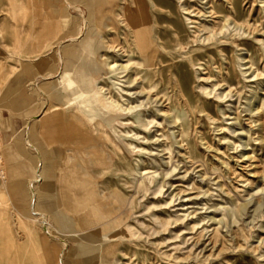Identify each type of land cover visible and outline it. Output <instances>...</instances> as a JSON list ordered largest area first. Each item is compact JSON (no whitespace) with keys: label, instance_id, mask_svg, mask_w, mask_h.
<instances>
[{"label":"rangeland","instance_id":"374dc122","mask_svg":"<svg viewBox=\"0 0 264 264\" xmlns=\"http://www.w3.org/2000/svg\"><path fill=\"white\" fill-rule=\"evenodd\" d=\"M51 1L0 0V112L2 115L3 108H14L17 127L13 137H6L7 132L1 130L7 179L0 182V188L5 189L8 199L1 205L6 214L0 218V264H51L40 239L39 225L31 211L35 146L39 138L33 121L32 128L27 131L24 122L27 116L22 114L13 99L22 85L21 81L29 77L26 83L28 96L40 98L39 104L44 100L57 102L51 90L45 88V84L58 79L60 71L57 69L61 65L53 46L63 33L53 40L52 34L46 31V26L59 18ZM73 1L87 15L89 0ZM154 1L162 37L158 67L163 80L159 87L166 86L165 92L171 97L169 102L180 107L173 87L177 77L182 89L180 99L190 103L191 108L183 103L191 111L184 110L185 119L182 121L186 130L184 140L190 153L183 155L185 150L178 144L174 145L171 153L163 150L160 142L165 144L169 140L156 138L160 131L172 130L171 125L154 106L145 109L146 115H155L163 124L155 123L150 131L132 126L136 131L139 129L141 137L146 136L149 140L126 138L132 144L131 152L120 143L123 153H113L117 171L125 177L117 184L126 194H131L132 201L128 233L125 234L131 241L125 239L119 246L120 251H115L114 258L131 260L129 264H264V189H257L264 188V0H231V4L227 0H211L219 15L228 14L230 21L249 26L251 32L236 37L226 32L223 41L208 44L195 41L198 34L195 24L184 26L180 23L183 14L178 11L176 0ZM135 2L145 5V0H131L132 8L137 5ZM187 3L196 10L206 11V4L201 0H188ZM66 7H63L65 13L66 10L71 13L72 21L82 28L84 22L80 12L73 5ZM118 12L120 19L125 18L120 6ZM166 13L172 16L171 22L160 20V14ZM193 18L198 23L219 22L217 17L195 15ZM173 31L181 32L178 33L179 41ZM40 38L44 41H39ZM68 39L66 43L71 42L70 37ZM51 41L55 42L54 45H50ZM36 47L43 51L37 52ZM243 55L251 60L259 76L251 77L249 72L245 74L242 71L239 58ZM34 59L44 61L37 65ZM142 70L139 72L142 77L150 72L149 69ZM198 74L208 79H199ZM15 76L19 78L18 86L10 81ZM212 82H218L217 90L208 94L203 88H211ZM106 83L105 80L103 84ZM141 83L149 86L148 81ZM228 85L233 90L232 96L218 98L217 94ZM112 91L117 96L115 90ZM254 91L259 92L263 99L260 108L250 112L246 106ZM7 96L12 97L13 104L2 106ZM27 111L31 114L35 110ZM236 111H240L239 120L233 118ZM70 121L73 129L83 127L82 122L74 117ZM123 129L121 126L120 130ZM6 142H11V145ZM78 143L74 134L67 140V146L73 149L79 146ZM50 150L45 143L43 155L48 157ZM243 152L247 156L242 157ZM24 160L28 166L22 173L13 170ZM172 165L177 168L166 177L162 192H157L154 187L158 180L147 189L138 190L143 168L159 173L172 168ZM127 170H131V174ZM106 176L115 182L118 180V176L112 173ZM125 181L129 183L125 184ZM171 192L176 194L173 199L170 198ZM240 203H246L247 207L238 221L233 222L227 216L221 224V233L214 236L212 230L217 223L210 216L220 218L224 209H235ZM50 219L56 222L54 218Z\"/></svg>","mask_w":264,"mask_h":264},{"label":"bare ground","instance_id":"6f19581e","mask_svg":"<svg viewBox=\"0 0 264 264\" xmlns=\"http://www.w3.org/2000/svg\"><path fill=\"white\" fill-rule=\"evenodd\" d=\"M187 1L176 0L177 9L183 14V20L180 22L182 25L195 24L198 31L195 41L204 44L221 42L226 32L235 37L251 32L249 26L237 23L235 20L230 21L228 14L219 15L211 0H201L206 4V11L194 9ZM227 1L231 4V0ZM50 3L59 18L48 24L46 31L52 34L53 40L59 34L63 33V35L58 36L59 40L55 45L54 41L50 44L54 45L57 61L61 64L57 69L60 71L59 77L56 81L45 84V88L51 90L57 102L49 103L48 100H44L39 104L40 98L33 99L34 97L28 96L25 82L30 79L29 77L21 81L22 85L16 92L17 98L14 99L21 108L22 114L27 116L24 121L27 131L29 132L35 124L39 138L38 145L35 146V181L31 186L33 219L39 225L40 239L51 264H129L131 260L128 262L114 258L124 240L131 241V238L125 234L128 233L132 201L131 194H126L117 184L121 180L124 181L125 177L119 175L113 153H123L120 143L131 152L132 144L127 142L126 138L149 140L146 136L141 137L139 129L136 131L132 126L150 131L155 123L163 124L155 115L145 114V109L154 106L158 113L167 117L168 121H165L172 129H168L166 133H160V129H156L160 131L156 140L160 137L169 140L165 144L160 142L159 146L171 153L174 145L178 144L185 150L182 154L187 156L190 152L187 151L184 140L186 130L182 121L185 119L184 110L191 111L189 109L191 106L188 101L180 99L182 89L177 77L173 81V87L180 107L171 105L169 102L171 97L165 92L166 86L159 87V83L163 80L161 69L158 67L162 37L158 28L159 16L154 12L157 6L154 0H145V5L135 2L137 5L134 8L131 7V0H89L87 15L73 0H52ZM71 5L80 12L79 16L84 22L82 28L72 21L71 13L67 10L65 13L63 7ZM119 6L125 14L123 19L119 17ZM169 13L160 14V20L171 22L173 18ZM195 15L217 17L219 22L198 23L193 18ZM178 33L181 32H172L179 41ZM69 37L71 42L66 43ZM41 38L39 41H44ZM36 51L40 53L43 49L36 47ZM239 59L245 74L249 72L248 76H259L250 59L245 55L240 56ZM34 60L37 65L44 61V59ZM142 68L150 70L145 77L139 75ZM197 76L199 79H208L201 74ZM105 80L108 83L103 84ZM142 81H148L149 86H143ZM211 86V88L204 87L203 90L212 94L217 90L218 82H212ZM39 93H43L41 87ZM9 94L10 91L7 95ZM232 94L233 90L228 85L217 96L223 99ZM11 98L7 96L2 106H11L13 104ZM262 99L263 96L254 91L248 98L246 110L252 112L259 109ZM183 103H187L189 107L183 106ZM31 109L35 111L31 114L26 113ZM10 112L15 114L14 108H11ZM73 117L82 122L83 127L78 130L73 129L70 121ZM233 118L239 120L240 111H236ZM3 120L5 118L0 112L1 126ZM121 126L125 129L120 130ZM154 133L152 137L155 138ZM73 134L79 140L76 149L67 146V140L73 137ZM45 143L51 149L48 157L42 153ZM245 156L247 154L243 152L242 157ZM176 168L173 166L159 173L149 172L143 168L140 171L141 178L138 179V190L147 189L158 180L154 187L157 192H162L166 177ZM111 173L118 176L116 182L106 176ZM127 173L131 174V170H127ZM34 182H36L35 186ZM125 182V184L129 183V181ZM257 189L264 188L257 187ZM175 196L174 192L170 193L171 199ZM7 199L8 194L5 189L0 188V218L6 214V210H3L1 205ZM246 207V203H240L235 209L229 207L231 209L228 211L224 207L220 218L210 216L217 223L212 234L217 236L221 233V224L227 216L233 222H237ZM15 214L20 215L16 211ZM51 217L56 222H53Z\"/></svg>","mask_w":264,"mask_h":264},{"label":"crops","instance_id":"0c3cea01","mask_svg":"<svg viewBox=\"0 0 264 264\" xmlns=\"http://www.w3.org/2000/svg\"><path fill=\"white\" fill-rule=\"evenodd\" d=\"M10 81H11V84L14 85V86H18V84H19V78L17 76H15L14 78H12ZM28 81L29 80H27L25 82V84ZM14 97L17 98V96H14ZM14 97H13V99H16ZM2 116L5 118V120L2 121V129H0V130H2L4 132H7L6 133V137L7 136L8 137H13L14 134H15V132L17 131L16 121H15L16 115H14V114L11 115L10 110L5 107V108H3ZM24 130H25V127H24ZM7 140H9V139L7 138ZM6 143L11 145V142H6ZM23 145H24V143H23ZM32 158L30 159L31 161H32ZM20 165L17 166L16 168H14L13 170H16L19 173H22L26 169V165L28 166V163H27L26 160H24V161H22L20 163ZM22 182H23V186H24L25 183H24V181H22Z\"/></svg>","mask_w":264,"mask_h":264},{"label":"built area","instance_id":"2783aa9c","mask_svg":"<svg viewBox=\"0 0 264 264\" xmlns=\"http://www.w3.org/2000/svg\"><path fill=\"white\" fill-rule=\"evenodd\" d=\"M2 140H3V132L0 130V182H3L7 179L5 158L1 150Z\"/></svg>","mask_w":264,"mask_h":264}]
</instances>
